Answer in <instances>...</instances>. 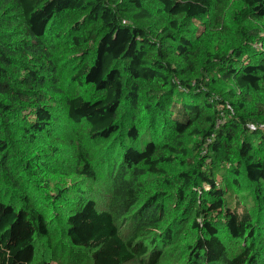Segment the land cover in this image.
Listing matches in <instances>:
<instances>
[{
  "label": "trees",
  "instance_id": "trees-1",
  "mask_svg": "<svg viewBox=\"0 0 264 264\" xmlns=\"http://www.w3.org/2000/svg\"><path fill=\"white\" fill-rule=\"evenodd\" d=\"M228 1L0 0V264H264V34L210 48ZM63 146L103 207L41 181Z\"/></svg>",
  "mask_w": 264,
  "mask_h": 264
},
{
  "label": "rangeland",
  "instance_id": "rangeland-1",
  "mask_svg": "<svg viewBox=\"0 0 264 264\" xmlns=\"http://www.w3.org/2000/svg\"><path fill=\"white\" fill-rule=\"evenodd\" d=\"M228 8L226 9V15L224 18L225 25L227 26L225 32L217 33L213 31L211 35H209L208 45L210 48L213 49H221L227 48L233 42V34L232 32L236 28L253 31L254 29H259L264 34V19L260 22H250L244 18L242 14H240L241 3L239 0H229L228 1ZM205 23H207L208 28H212L213 26V16L212 12L209 13L208 17L203 19ZM252 41V40H250ZM52 50L53 53L59 59H67V52H66V43L65 40L62 41H52ZM254 46L259 47L260 44L258 42L253 41ZM71 63L67 65H63L60 68V82L65 84L67 81V76L71 72ZM84 93L88 96L92 92V88L90 86H85L83 88ZM260 99L264 101V95L260 96ZM62 97L57 94H52V98L50 97L48 103L55 108L60 110ZM19 135V134H18ZM27 153H41V147L39 145H30L28 146ZM75 149L71 148L70 146H63L60 147L59 151L55 154H50L49 156L45 157L41 161L47 162V171L43 172L41 177V181L43 183L47 182L50 189L56 188H65L67 189V194L64 197L70 204L72 199L80 194H91L94 195L97 203L103 207L104 198H105V190H104V181H105V171L102 170L95 179H88L84 176L77 173L76 161L74 159ZM217 181L220 183L224 190H225V203L232 206L233 205V198L237 195L242 198V201L246 204L251 205V198L249 193L246 191L241 190V192L234 188L231 185L230 177L228 176H221L217 175ZM241 182L240 180H238ZM60 263L62 261L60 260ZM42 264V263H39ZM51 264H57L54 260ZM88 264V263H83ZM127 264H135V263H127Z\"/></svg>",
  "mask_w": 264,
  "mask_h": 264
},
{
  "label": "built area",
  "instance_id": "built-area-1",
  "mask_svg": "<svg viewBox=\"0 0 264 264\" xmlns=\"http://www.w3.org/2000/svg\"><path fill=\"white\" fill-rule=\"evenodd\" d=\"M251 129H253V125H248Z\"/></svg>",
  "mask_w": 264,
  "mask_h": 264
}]
</instances>
